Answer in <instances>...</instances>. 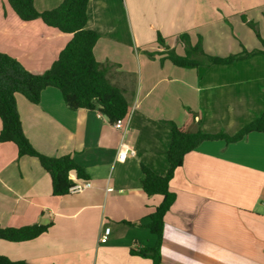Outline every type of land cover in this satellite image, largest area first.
I'll return each instance as SVG.
<instances>
[{
	"label": "crops",
	"instance_id": "0c3cea01",
	"mask_svg": "<svg viewBox=\"0 0 264 264\" xmlns=\"http://www.w3.org/2000/svg\"><path fill=\"white\" fill-rule=\"evenodd\" d=\"M33 1L43 12L64 0ZM87 13L86 28L100 36L95 57L118 64L108 77L125 89L130 114L118 130L97 110L69 109L57 88L43 90L37 104L17 94L32 146L50 157L71 155L91 179L85 191L56 197L37 158L0 143V227L51 225L31 241L0 239V255L31 264H153L131 249L158 241L148 225L162 197L147 196L142 180L143 165L163 176L169 168L171 132L161 120L236 134L264 112V54L184 69L147 52L163 50L160 33L183 55L175 39L186 32L193 44L201 36L214 56L261 49L241 14L264 36V0H89ZM72 37L41 19L21 20L0 0V52L28 71H47ZM123 146L135 155L120 160ZM170 189L176 200L165 217L162 264H264V132L203 143L185 156Z\"/></svg>",
	"mask_w": 264,
	"mask_h": 264
},
{
	"label": "trees",
	"instance_id": "16d2710c",
	"mask_svg": "<svg viewBox=\"0 0 264 264\" xmlns=\"http://www.w3.org/2000/svg\"><path fill=\"white\" fill-rule=\"evenodd\" d=\"M13 11L25 22L41 19L44 24L61 32L72 34L71 41L65 46L52 66L41 74L28 71L17 59L0 52V119L2 129L0 143L12 142L18 148V154L37 158L43 169L51 176L53 195L56 197L70 194L74 180L89 181L90 175L71 155L50 157L36 150L26 137L19 111L17 94L23 95L32 103H39L43 90L54 87L59 89L69 109L97 110L111 123L126 120L130 114V103L123 87L113 83L108 75L118 69L115 63H100L95 57V46L100 36L86 28L88 22L89 0H64L52 10L38 11L33 0H8ZM241 18L255 33L263 48L220 57L208 54L199 36L196 44L191 42L189 33L176 37V43L184 47V54L171 48L167 39L160 33L157 36L162 51L147 52L154 58L159 56L161 63L169 60L173 65L184 69H196L200 66L233 64L255 55L264 54V36L258 24L250 20L245 13ZM123 74V72H122ZM124 75V74H123ZM161 124L171 132V144L167 152L169 168L167 173L158 175L143 165L144 178L142 188L149 196H161L162 202L150 214L148 225L152 233L158 236L154 247L131 249V254L149 258L153 264H162V243L165 217L176 200L170 189V183L178 168L182 167L185 156L206 142L224 141L226 144L238 143L254 132H264V112L261 116L242 127L236 134L224 131L217 133L191 132L171 120H161ZM129 223V222H125ZM51 225L31 224L22 227H0V239L9 242L31 241L49 231ZM0 264H31L27 261H13L0 255Z\"/></svg>",
	"mask_w": 264,
	"mask_h": 264
},
{
	"label": "built area",
	"instance_id": "2783aa9c",
	"mask_svg": "<svg viewBox=\"0 0 264 264\" xmlns=\"http://www.w3.org/2000/svg\"><path fill=\"white\" fill-rule=\"evenodd\" d=\"M113 127L122 130L124 128V120L120 119L116 122L112 123ZM135 151L132 149H126L125 146L121 147V150L119 152V159L125 160L127 156H134ZM89 181H81V180H74V184L71 188L72 193H81L85 191L89 187ZM110 235V230L106 229L105 232L101 235L100 242L106 243L108 241Z\"/></svg>",
	"mask_w": 264,
	"mask_h": 264
}]
</instances>
